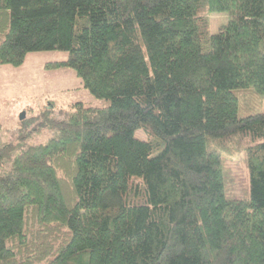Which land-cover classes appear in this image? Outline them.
I'll return each instance as SVG.
<instances>
[{
    "label": "trees",
    "instance_id": "obj_1",
    "mask_svg": "<svg viewBox=\"0 0 264 264\" xmlns=\"http://www.w3.org/2000/svg\"><path fill=\"white\" fill-rule=\"evenodd\" d=\"M45 51L104 104L0 147V264H264V112L238 96L264 94V0H0V66ZM232 147L246 198L226 194Z\"/></svg>",
    "mask_w": 264,
    "mask_h": 264
},
{
    "label": "rangeland",
    "instance_id": "obj_2",
    "mask_svg": "<svg viewBox=\"0 0 264 264\" xmlns=\"http://www.w3.org/2000/svg\"><path fill=\"white\" fill-rule=\"evenodd\" d=\"M210 19L211 33L215 34L228 23L229 15L227 12L212 13ZM67 57L68 53L60 51L34 52L20 67L0 66V147L14 146L18 153L29 145L45 144L56 137L58 128L43 126L37 118L49 108L58 113L72 110L80 101L94 106L104 104V100L84 88L73 69L49 67L50 63ZM238 96L240 117L264 112V94L247 89L240 91ZM137 136L144 137L139 131ZM223 170L227 196L249 197L251 180L245 150L232 147L231 153H224ZM4 173L5 170H0V175Z\"/></svg>",
    "mask_w": 264,
    "mask_h": 264
},
{
    "label": "water",
    "instance_id": "obj_3",
    "mask_svg": "<svg viewBox=\"0 0 264 264\" xmlns=\"http://www.w3.org/2000/svg\"><path fill=\"white\" fill-rule=\"evenodd\" d=\"M24 117H25V115H24V114H22V115H21V119H24Z\"/></svg>",
    "mask_w": 264,
    "mask_h": 264
}]
</instances>
